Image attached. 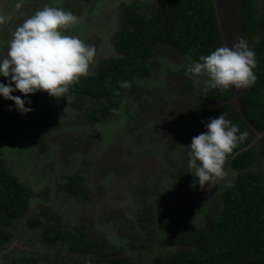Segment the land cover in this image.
<instances>
[{
  "label": "rangeland",
  "instance_id": "374dc122",
  "mask_svg": "<svg viewBox=\"0 0 264 264\" xmlns=\"http://www.w3.org/2000/svg\"><path fill=\"white\" fill-rule=\"evenodd\" d=\"M238 1L212 0L221 46L231 48L241 37ZM253 3L264 19V0ZM129 4L147 18L157 0H0V59L12 32L48 5L77 17L64 34L95 49L94 74L99 61L114 54L118 33L128 28ZM189 63L176 49L153 45L146 59L149 75L132 79L135 91L121 94L117 109L98 119L92 117L103 100L69 92L59 98L46 91L21 96L32 109L26 114L15 104L0 106V163L32 191L23 215L7 227L11 237L0 252V264L19 255L34 257L38 264H98L105 251L150 264L153 257L178 249L161 241L171 229H214L220 193L232 183L234 171L227 158L226 176L203 188L190 171L192 138L221 112L202 98L212 88L206 78L197 83L186 74ZM228 90L227 103L237 109L236 95L244 88ZM252 135L248 146L257 154L259 134ZM251 169H259L256 160ZM70 175L79 183L76 193L67 188ZM31 217L40 219L32 228L26 224ZM47 225L91 240L95 251L73 252L46 242L40 231Z\"/></svg>",
  "mask_w": 264,
  "mask_h": 264
},
{
  "label": "trees",
  "instance_id": "16d2710c",
  "mask_svg": "<svg viewBox=\"0 0 264 264\" xmlns=\"http://www.w3.org/2000/svg\"><path fill=\"white\" fill-rule=\"evenodd\" d=\"M133 7L134 4H129L126 10L129 26L116 36L114 54L100 60L94 74L81 77L70 87L69 93L103 100L93 119L114 112L121 94L135 91L132 79L149 75L146 59L153 45L170 46L187 55L191 62L221 47L212 0H157L154 13L147 18L141 17ZM237 11L239 33L255 52L253 71L257 80L236 95L237 109L227 103L229 90L210 88L202 92V98L226 113L231 124L238 126L240 132H247V138L228 155L234 171L233 181L220 193L214 229L185 232L171 229L161 241L177 245L178 249L153 257L150 264H264V19L257 15L253 0H239ZM258 32L260 36L252 40L251 36ZM123 81L131 86L121 88ZM0 82L8 84L10 78L2 81L0 76ZM13 95L24 94L17 90ZM14 104L0 95V106ZM205 131L204 126L202 132ZM253 133L259 134L257 154L248 146ZM254 160L259 163L258 170L251 169ZM70 176L67 188L76 193L79 183L74 175ZM31 196L32 191L22 186L0 163V252L11 237L7 227L23 215ZM39 221L31 217L26 224L32 228ZM40 236L46 242L58 243L59 247L73 252L92 253L96 248L94 242L76 232L50 225L42 228ZM1 258L5 259L3 255ZM6 261V264H38L34 257L27 255L6 258ZM98 264L135 263L105 251Z\"/></svg>",
  "mask_w": 264,
  "mask_h": 264
},
{
  "label": "clouds",
  "instance_id": "9594fccd",
  "mask_svg": "<svg viewBox=\"0 0 264 264\" xmlns=\"http://www.w3.org/2000/svg\"><path fill=\"white\" fill-rule=\"evenodd\" d=\"M77 22L71 11L45 5L12 32L7 54L0 59V76L10 78V82H0V95L14 101L22 114L32 109L13 92L19 90L28 96L46 91L53 97H66L74 83L90 74L95 49L78 36L64 34ZM255 67V52L240 37L233 47H217L189 63L186 74L197 83L204 77L212 88L225 91L233 86L248 88L255 84ZM130 86L128 81L120 82L121 88ZM205 127L206 131L194 136L188 146V166L202 188L207 182L226 176L224 165L228 155L247 138V132H240L224 112L210 118Z\"/></svg>",
  "mask_w": 264,
  "mask_h": 264
}]
</instances>
